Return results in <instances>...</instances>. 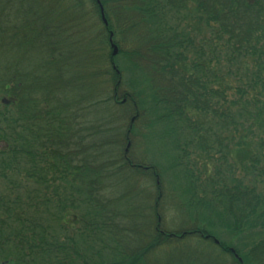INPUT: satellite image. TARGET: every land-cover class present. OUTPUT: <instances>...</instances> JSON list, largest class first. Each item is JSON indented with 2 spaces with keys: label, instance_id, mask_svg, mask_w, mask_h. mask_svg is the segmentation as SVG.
I'll list each match as a JSON object with an SVG mask.
<instances>
[{
  "label": "trees",
  "instance_id": "16d2710c",
  "mask_svg": "<svg viewBox=\"0 0 264 264\" xmlns=\"http://www.w3.org/2000/svg\"><path fill=\"white\" fill-rule=\"evenodd\" d=\"M99 2L0 0V264H264V0Z\"/></svg>",
  "mask_w": 264,
  "mask_h": 264
},
{
  "label": "rangeland",
  "instance_id": "374dc122",
  "mask_svg": "<svg viewBox=\"0 0 264 264\" xmlns=\"http://www.w3.org/2000/svg\"><path fill=\"white\" fill-rule=\"evenodd\" d=\"M118 39V38H117ZM130 48V45L127 44H121V48L123 51L124 50H128ZM118 50V47H117ZM112 51V50H111ZM119 51H117V55L114 56L115 58V63H118L121 68H124L127 63L125 62V60H123L122 56H119ZM116 65V64H115ZM122 76V81L126 80V78L128 77V74L125 72V70L123 71ZM129 120L131 121V118H123L120 119V124L121 126H119V128L121 127L122 132L126 130V127L128 126ZM134 123V121H133ZM135 124V128L137 130L136 135L131 137V143L130 146H126V143L124 144V147H126V149H128V153H130V155L132 157H134V159L136 161H140L143 162L144 164H150L152 162L157 163L158 165L163 166L164 163L162 161V159H160L158 156L156 155H152L151 152L154 148L153 146V142L154 139L152 138V135H150V133L148 132V130H146L145 123L143 121V119L140 121L138 120L137 122L134 123ZM143 136L145 138H143ZM153 147V148H152ZM155 150V148H154ZM215 158H217V156H215ZM204 162H208V166L207 169L209 171L210 174H212V168L214 166V162L213 161H207V160H203L202 163ZM206 171V170H205ZM173 180H174V176L171 174V172H165L163 174V183H164V189H165V194L166 196H168L167 198V203L166 206L163 210V221H164V227L167 231H173V230H177L183 227V225H181L182 223V217L183 215L181 214L180 210H177V208L172 206V203H174L176 201V199L173 200L170 199V197L172 196L171 194L173 193ZM162 181V180H161ZM142 182V181H140ZM150 181L147 182H143V183H147L146 187H150ZM149 183V184H148ZM246 237V236H245ZM245 237L240 238L239 236L235 237V238H231V239H227L224 238L223 236H219V240L220 241H227L228 245H242L244 243H247L248 241H245Z\"/></svg>",
  "mask_w": 264,
  "mask_h": 264
},
{
  "label": "water",
  "instance_id": "95a60500",
  "mask_svg": "<svg viewBox=\"0 0 264 264\" xmlns=\"http://www.w3.org/2000/svg\"><path fill=\"white\" fill-rule=\"evenodd\" d=\"M95 2H96V4H97L98 7H99L102 21H103L104 25L106 26V25H107V22H106V20H105V18H104L103 8H102V6H101L99 0H95ZM112 36H113V34L110 33V34H109V44H110V48H111V50H112L111 55H112V57H114V56L117 55V51H118V50H117V46L113 43ZM134 119H135V118H132L130 122L132 123V122L134 121ZM128 146H129V145H128ZM127 150H128V149H126V152H127ZM214 242H215V244H218V241H217V240H214ZM230 251H231V253L235 254L233 249H230ZM235 257H237L236 254H235ZM239 261H241V260L239 259Z\"/></svg>",
  "mask_w": 264,
  "mask_h": 264
}]
</instances>
